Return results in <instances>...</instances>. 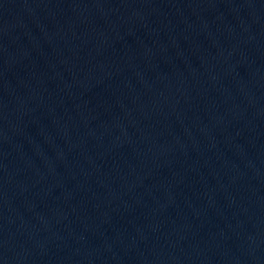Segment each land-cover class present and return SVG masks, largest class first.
<instances>
[{"label":"water","instance_id":"1","mask_svg":"<svg viewBox=\"0 0 264 264\" xmlns=\"http://www.w3.org/2000/svg\"><path fill=\"white\" fill-rule=\"evenodd\" d=\"M0 264H264V0H0Z\"/></svg>","mask_w":264,"mask_h":264}]
</instances>
